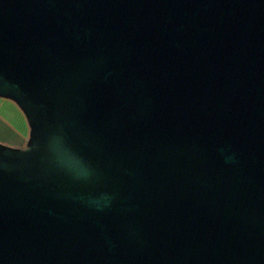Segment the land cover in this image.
Instances as JSON below:
<instances>
[{
    "label": "water",
    "instance_id": "95a60500",
    "mask_svg": "<svg viewBox=\"0 0 264 264\" xmlns=\"http://www.w3.org/2000/svg\"><path fill=\"white\" fill-rule=\"evenodd\" d=\"M0 98V264H264V0H0Z\"/></svg>",
    "mask_w": 264,
    "mask_h": 264
},
{
    "label": "crops",
    "instance_id": "0c3cea01",
    "mask_svg": "<svg viewBox=\"0 0 264 264\" xmlns=\"http://www.w3.org/2000/svg\"><path fill=\"white\" fill-rule=\"evenodd\" d=\"M28 132L26 119L17 105L9 99L0 98V133L5 141L24 147Z\"/></svg>",
    "mask_w": 264,
    "mask_h": 264
},
{
    "label": "clouds",
    "instance_id": "9594fccd",
    "mask_svg": "<svg viewBox=\"0 0 264 264\" xmlns=\"http://www.w3.org/2000/svg\"><path fill=\"white\" fill-rule=\"evenodd\" d=\"M61 163L64 167L77 178H84L87 176L86 165L84 162L77 156H74L70 160H65L62 157Z\"/></svg>",
    "mask_w": 264,
    "mask_h": 264
},
{
    "label": "rangeland",
    "instance_id": "374dc122",
    "mask_svg": "<svg viewBox=\"0 0 264 264\" xmlns=\"http://www.w3.org/2000/svg\"><path fill=\"white\" fill-rule=\"evenodd\" d=\"M0 143L8 145V146H12V147H17L15 144L12 145L11 143H7V141H5V139L2 137V134L0 133ZM17 148H21V147H17Z\"/></svg>",
    "mask_w": 264,
    "mask_h": 264
}]
</instances>
